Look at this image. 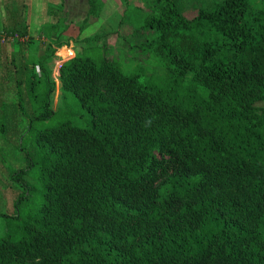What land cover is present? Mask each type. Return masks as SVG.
Returning <instances> with one entry per match:
<instances>
[{
    "label": "trees",
    "instance_id": "trees-1",
    "mask_svg": "<svg viewBox=\"0 0 264 264\" xmlns=\"http://www.w3.org/2000/svg\"><path fill=\"white\" fill-rule=\"evenodd\" d=\"M84 1L86 22L101 2ZM146 1L129 50L161 67L163 88L108 58L58 67L89 126L37 128L54 115V51L29 61L26 167H9L21 191L0 218L14 223L35 194L38 204L19 236L0 235V264H264V0ZM64 2L47 40L67 29Z\"/></svg>",
    "mask_w": 264,
    "mask_h": 264
},
{
    "label": "rangeland",
    "instance_id": "rangeland-1",
    "mask_svg": "<svg viewBox=\"0 0 264 264\" xmlns=\"http://www.w3.org/2000/svg\"><path fill=\"white\" fill-rule=\"evenodd\" d=\"M98 15L88 17V6L84 0H65L67 29L52 34V41L42 35L50 29L44 25L59 23L60 0H0V117H3V132L0 133V214L12 215L13 203L21 189L9 179V167L20 170L26 167L24 155L19 151L20 136L27 128V118L33 115L29 97V61L36 62L46 54L50 82L54 91L50 96L52 118L38 124L39 130L54 128L61 124L89 126L88 112L79 106L77 99L63 92L59 81L58 67L76 55L90 57L95 61L108 58L126 75L136 76L142 86L163 88V71L146 54L131 53L129 47L143 40L133 38V23L138 24L149 12L146 0H99ZM127 18L120 23L124 11ZM197 11L188 8L185 17L192 19ZM61 23V22H60ZM59 23V24H60ZM131 23V24H130ZM21 28L25 36L6 35L4 29ZM151 29V28H149ZM148 31H145V33ZM18 34V33H17ZM93 38V40H91ZM95 38V39H94ZM57 43H59L58 46ZM34 72L40 74L37 63ZM166 95L173 94L172 88L164 89ZM264 107V104H257ZM26 137L24 138V141ZM34 176L26 177L30 184H36ZM38 194L19 213L15 222L0 218V235L10 228L9 233L19 236L22 230L15 227L22 220L33 217L37 207Z\"/></svg>",
    "mask_w": 264,
    "mask_h": 264
},
{
    "label": "built area",
    "instance_id": "built-area-1",
    "mask_svg": "<svg viewBox=\"0 0 264 264\" xmlns=\"http://www.w3.org/2000/svg\"><path fill=\"white\" fill-rule=\"evenodd\" d=\"M16 36V35H15ZM14 37V36H13Z\"/></svg>",
    "mask_w": 264,
    "mask_h": 264
}]
</instances>
